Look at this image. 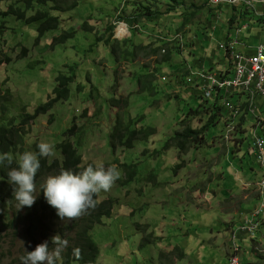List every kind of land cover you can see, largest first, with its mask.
Here are the masks:
<instances>
[{
    "label": "rangeland",
    "instance_id": "obj_1",
    "mask_svg": "<svg viewBox=\"0 0 264 264\" xmlns=\"http://www.w3.org/2000/svg\"><path fill=\"white\" fill-rule=\"evenodd\" d=\"M177 1L183 5L176 6ZM73 2L75 0L48 2L47 9L56 5L66 10L61 13L54 10V14H61V26L49 31L38 44L34 42L38 22L27 25L9 17L4 37L12 61L0 65V88L7 89L11 94V115L18 117L23 113H32L34 107L51 94L58 72L69 73L68 67L78 64L75 82L80 83V89L75 82L72 84V99L60 101L50 111L53 112L51 121L50 113H47L25 125V148L36 153L34 145L48 142L54 145V155L47 159L61 160L55 143L62 139L61 132L71 125L75 116V123L82 132L79 129L80 133L71 139L80 138L78 151L82 164L92 162L94 167L103 164L105 168L115 165L121 172V177L111 190L97 195L99 201L113 199L114 207L111 216L103 217V224L95 225L90 232L99 252L95 264H225L226 254L233 246V232H227L225 223L231 220L229 211L236 206L238 208L242 200L240 195L232 196L233 199L229 196L239 193L248 180L245 172L247 165L239 162L236 152L225 149L229 141L225 140L227 127L231 128L226 125L233 123V117L222 111L216 113V107L212 105L216 102L219 108L223 107L222 104L227 101L223 92L216 101L217 94L209 98L202 94L194 95L182 81L187 72L185 69H189L194 57H207L204 60L207 66L210 60L216 62V70L222 67L218 60L227 63L224 53L218 50L217 39L221 38L217 35L207 36L212 38L207 39L208 46L202 42L197 45L196 51V44H200L196 38L200 35L199 40L203 41L202 28L209 15L215 14L214 18L217 19L219 13L209 7L207 0H78L77 5L71 7ZM141 4L150 5L154 7L153 10L157 8L161 12H166L167 4H170L175 5L176 10L170 16H160L156 21L140 19L138 30L131 35L129 25L119 18L133 17L137 13L135 8ZM7 5L4 3L2 7L6 9ZM187 8L199 12L189 24L184 25L189 16V11L185 12ZM241 9L246 10L227 7L225 12L232 10L233 15L237 16ZM218 11L219 23H230V19L226 20L220 9ZM232 11L227 13L228 17H232ZM87 19L94 26L93 32L80 27ZM109 24H114L113 39L122 41L130 38L132 43L145 48L137 50L134 58L121 59L118 63L114 62L109 45L100 44L87 52L97 32H104ZM63 29H76L77 32L65 44L50 48L52 37ZM125 30L124 35L116 34ZM24 46L27 47L26 56L20 57V50ZM201 46L207 47V51L202 53ZM152 47H160L161 50L153 55ZM166 52L170 55L168 60ZM85 72L90 77L89 82L101 88L103 108L98 109L101 99H96L95 105L90 94V83L80 77ZM149 73L154 75V78L147 79L151 81L152 90L142 88L138 82L141 74ZM112 90L117 97L128 98V105L122 107H126L124 109L135 119L139 118L137 128L155 129L154 135L147 141H136L131 150H112L109 144V133L118 110L108 109L105 101L112 96ZM254 104L250 103V116L255 113ZM84 108L88 110L81 116ZM214 114L219 117L217 122L198 142L189 146L186 154H179L174 147L164 149L165 143L176 133H181L185 128L199 130ZM236 128L237 125L232 128L230 137ZM253 133L249 135V145L255 135ZM121 164L134 165L137 171L136 178L128 184H121L125 178ZM47 176H42L41 183ZM40 185L36 187L38 191ZM248 192L242 191L241 194ZM262 200L256 201L251 196V201L242 206V213L253 210ZM12 206L17 209V205ZM23 208L17 211L24 214ZM236 216L237 221L240 216ZM49 218L51 221L47 224V231L43 232L54 237L52 230L61 228L67 220H56L53 216ZM27 225L28 219L21 217L16 237L2 239L4 264H22L17 258L29 251L32 236L36 241H42L40 232L27 231Z\"/></svg>",
    "mask_w": 264,
    "mask_h": 264
},
{
    "label": "trees",
    "instance_id": "obj_2",
    "mask_svg": "<svg viewBox=\"0 0 264 264\" xmlns=\"http://www.w3.org/2000/svg\"><path fill=\"white\" fill-rule=\"evenodd\" d=\"M50 0H0V65L7 64L12 61L11 55L8 54L7 40L4 37V34L8 28L9 17H14L17 20L23 21L27 25H31L32 23L38 22V26L36 28V38L35 43L38 44L42 39L47 35V33L51 30H57L61 26V11L66 10V8L59 7L53 5L48 9L46 6ZM53 1V0H51ZM8 4L6 9L2 7V4ZM78 0L73 2L71 7L76 6ZM177 5H183L180 1L175 2ZM167 11L161 12L157 8L155 10L154 7L146 4L138 5L135 8V12H137L133 17L130 16H120L119 19L125 21L130 27V33L133 35L134 31H137L139 28L140 19H145L147 21H156L160 16H170L175 13L176 7L175 5L167 4ZM135 7V6H134ZM216 12L219 10V6L211 7ZM54 10L59 11L60 13L54 14ZM189 11V12H188ZM191 11V14H190ZM32 12V13H30ZM189 13L188 20L183 24H189L191 20L194 18L196 13L199 11L197 9L187 8ZM245 14H249L247 10L242 11ZM167 14V15H165ZM215 15V14H214ZM214 15H209L207 22L205 23V27L208 24H213L212 19ZM219 16V15H218ZM176 17V15H174ZM220 17V16H219ZM176 19V18H173ZM262 19H257L255 22H259ZM84 31L93 32L94 26L88 22V19L85 20L81 26ZM184 27V26H182ZM205 27L202 30H205ZM113 30L114 24H109L104 32H97L95 41L92 42L87 52H91L94 50V47H98V45H106L110 47V52L114 57V62L118 63L119 60H129L136 56L137 50L143 49L145 47L140 44L132 43L130 38L123 39L122 41H117L113 39ZM76 29H63L62 32L55 34L50 40V48H53L57 45H63L65 42L72 38L75 35ZM126 31L122 34L124 35ZM121 36V35H120ZM161 42V40H158ZM150 45H152L150 43ZM165 44L164 46H167ZM149 47V46H148ZM151 47V46H150ZM161 50L160 47H152L151 53L156 55ZM164 51V50H163ZM27 53V47L24 46L20 50V57H25ZM166 60H168L169 52L165 54ZM131 57V58H130ZM229 57V55H227ZM77 67L78 64L70 65L69 73L58 72L55 78V86L52 89L48 98L37 104L34 107L32 113H23L18 117L11 115L10 106H11V94L7 89L1 90L0 88V153H8L14 157V163L11 167H16L15 157L18 155L27 152V149L24 146L25 135L27 134V130L25 125L28 122L35 120L40 115H45L50 113L49 121L52 120L53 112H50L55 106L62 100L72 99L73 96L71 92V86L75 82L77 76ZM189 72V70L187 71ZM148 73V71L146 72ZM84 78L86 81H90L89 75L85 72L84 75L80 76ZM149 78H154L152 73L149 74H141L139 79V85L145 87V89L152 90L153 86ZM144 80V81H143ZM89 89L91 97L94 99V103L96 104V99H101L98 102V109L100 107H104L103 97L101 98V88H99L98 84H93L89 82ZM192 83L190 85H196ZM75 86L80 89V83L75 82ZM112 96L105 99L108 105V109H116L117 112L114 115V123L112 129L109 133V144L112 150L125 149L131 150L134 147V143L136 141H147L150 136L155 134V129L153 127H144L137 128V124L139 123V118L132 117L128 111H126L122 106L128 105V98L125 97H117L115 91L112 90ZM2 92V93H1ZM222 96L218 94L215 98ZM215 108L216 113L221 112L222 108H219L215 103L212 104ZM248 106V104H247ZM23 105L21 109L23 110ZM87 108H84L81 112L82 114L87 112ZM225 111V110H224ZM22 112V111H21ZM247 110L245 111V113ZM192 113V112H190ZM87 115V114H86ZM85 115V116H86ZM130 115V117H129ZM219 117L216 114L211 116L204 125L199 130H193L189 128H185L181 133H176L174 137L169 139L165 145L164 149L167 150L171 147H174L178 150L179 154H186L190 145L194 142H198L204 135V133L210 128V126L214 125ZM227 126V125H226ZM82 129L80 126L78 127L75 123V116L72 117L71 125L61 132L62 139L55 143V148L59 150L62 159L59 160L54 158L52 160H48L47 157H41L38 155L37 145H34V149L38 155V158L41 162V167L36 175L35 182L36 187L41 184V178L44 175H56L59 174L61 169H70L74 172H79L83 169V167L88 164H94L92 162H87L86 164H82L81 154L78 151V147L80 146L78 139L73 140L76 135H78ZM121 167L124 171V180L121 184H128L132 182L137 175V171L135 170L134 165L128 166L127 164H121ZM9 170V166L5 162V164L0 165V264H4L3 261V247L2 243L4 241L2 239L8 238L14 239L17 234V226L21 223V217H26L28 219L27 231L40 232V239L42 241H36L34 236L31 237V243L29 244V251L35 249V247L44 242L48 241V245L50 250L54 245L52 244V237L43 231H47V224L51 221L49 217H54L56 220H61L57 215L56 209L48 204L47 200L44 197L43 190L36 189V201L31 207H24L23 213L17 211L12 205H17V201L13 196V185L8 182L7 172ZM97 204L95 208H89L87 213L82 215L78 219L67 220L63 223V226L58 229L52 230L54 235H60L61 238L66 239L68 241V247L64 250L61 257L58 260V264H95L98 258V248L97 244L93 240L91 236V230L95 225L103 224V217L109 218L111 216L112 209L114 207L113 199H105L99 201L97 199ZM11 206V207H10ZM10 207V208H6ZM62 221V220H61ZM72 234V235H71ZM37 242V243H36ZM40 242V243H39ZM34 244V246L32 245ZM79 248L81 249V259H76L73 254V249ZM232 254V250H231ZM230 254V256H231ZM258 255H263V253H257ZM24 254L22 253L21 256ZM19 256L17 259L20 263ZM229 256V258H230ZM5 258V257H4ZM228 258V260H229ZM240 259L242 261L241 255ZM228 260L225 264L228 263ZM243 263V262H242ZM244 264V263H243ZM256 264H262L261 262Z\"/></svg>",
    "mask_w": 264,
    "mask_h": 264
},
{
    "label": "crops",
    "instance_id": "obj_3",
    "mask_svg": "<svg viewBox=\"0 0 264 264\" xmlns=\"http://www.w3.org/2000/svg\"><path fill=\"white\" fill-rule=\"evenodd\" d=\"M226 6H219L220 11L223 13L224 16H226V20L228 21L224 23H219L220 21V12L217 11V19L213 18L212 22L213 24H208L205 31H202L203 36L202 40L200 39V35L198 36L197 41L200 42V44H196V51H197V45H201L202 42H206L205 45L207 44V39L209 38L210 40L212 38L207 37L210 35H213L215 37L216 35L221 38V40L217 39L218 45V50L222 51L219 49V45L228 42V41H235L236 44V51L238 53H242L245 55H251L253 53V49L256 45L263 43L264 44V19L255 22L257 19L252 18L254 17L253 15H248L243 13V9H241L240 14L233 15L234 11L228 10L225 12ZM231 8V7H228ZM238 8V7H237ZM229 11H232V17H228L227 13ZM225 12V13H224ZM251 14V13H249ZM219 15V16H218ZM255 19V21H253ZM219 24V25H218ZM208 46V44H207ZM202 53L207 51V47L205 48L204 46L202 47ZM224 53V57L227 58V63H223L221 60H218L222 64L221 69L216 70L218 67H216V62H211L210 60V65L207 66L206 62L204 61L207 59V57H194L191 64L189 65V72L185 73V76L183 77V83L185 87L189 88L190 91L194 95H199L202 94L201 86L205 84L203 80H200L197 76L192 75L190 76L191 72L195 73L197 71H204V72H209L212 71L211 73L216 74L219 78H229L233 74V67H232V61L229 57H227L228 53L222 51ZM213 55V53L211 54ZM199 64V66H195ZM188 67V66H186ZM185 67V68H186ZM195 67V68H193ZM186 79V81H184ZM197 81L196 85H190L192 83H195ZM221 91H215L214 94H221ZM232 94V93H231ZM231 94H226V95H231ZM224 95V93H223ZM233 102L239 101L240 97L238 95H233L229 96ZM243 99V104L241 106V111L237 117H233V122L231 125H228L231 128H234L235 125H237V130L235 131L232 136H229V141L226 142L225 149L227 152H236L239 158L240 163H244L247 165V169L245 170L248 180L243 184L242 189L240 190L239 193H236V195L230 194L229 198L233 199L235 197H240L242 198L241 202L238 203V208L236 206L235 209H233L230 212V221L226 222V230L230 234L232 233L235 228L240 225L245 219H247L253 210L247 211V213H242V206L244 203L251 201V196H254L257 200H262L264 197V193L260 194L258 186L259 183L263 180L264 176V166H261L258 160V153L257 151L254 152V150L250 147L249 145V135L254 132L258 137H261L264 139V99L262 98H256L254 100V105L256 106L255 113L254 115L250 116L249 115V107L250 103L252 102V98ZM248 104V106H247ZM222 108V113L226 114L228 113L224 107ZM225 110V111H224ZM247 112L245 113V111ZM256 130V131H255ZM222 146V144H221ZM231 146H233L231 148ZM241 156V158H240ZM262 157L264 158V151L262 154ZM221 174V173H220ZM222 178V177H221ZM247 188V189H246ZM253 188V189H252ZM251 189V190H250ZM249 190V192L247 191ZM248 192V193H242L241 192ZM239 215L240 218L237 219V216ZM241 239L243 241H241ZM240 244L244 246L241 254L242 262L244 264H256V263H262L264 264V253L263 255H258L257 252L252 251V246L258 245L260 249L264 251V223L260 225L259 232L256 236L255 243L250 241L248 238L245 237H240L239 239ZM244 243V244H243ZM231 254V251H229L226 254V262Z\"/></svg>",
    "mask_w": 264,
    "mask_h": 264
},
{
    "label": "clouds",
    "instance_id": "obj_4",
    "mask_svg": "<svg viewBox=\"0 0 264 264\" xmlns=\"http://www.w3.org/2000/svg\"><path fill=\"white\" fill-rule=\"evenodd\" d=\"M232 7V6H230ZM38 155L49 157L54 155V145L48 142L37 144ZM37 153L27 151L15 157L16 167H11L14 157L8 153H0V165L7 163L8 182L12 184L13 196L17 201V210L31 207L35 201L36 175L41 167ZM121 177V172L115 165L107 168L103 164H88L79 172L61 169L59 174L48 175L41 183L40 189L48 204L56 209L61 220H74L86 214L89 208H95L96 196L111 190L115 182ZM51 248L48 241L38 244L34 250H26L20 257L22 264H58L68 241L60 235L52 237ZM76 259H81V249L74 248Z\"/></svg>",
    "mask_w": 264,
    "mask_h": 264
},
{
    "label": "built area",
    "instance_id": "obj_5",
    "mask_svg": "<svg viewBox=\"0 0 264 264\" xmlns=\"http://www.w3.org/2000/svg\"><path fill=\"white\" fill-rule=\"evenodd\" d=\"M209 7L217 6H232L241 7L246 10H257L263 8L264 0H207ZM219 49L225 50L229 53L230 59L233 65V74L229 78H218L217 75L207 73L204 71H198L192 73L200 80L205 82L202 90L205 97L209 98L214 91H221L224 93L227 101L223 105L224 109L230 113L232 117L239 115L243 99L252 98L255 94L264 96V51L261 46H258L253 55H244L238 53L235 49L234 43H223L219 45ZM239 95L240 99L237 102L230 100L229 95ZM230 128L228 132H232ZM229 138H227L228 140ZM252 146L257 151L261 152L264 146L263 140L254 137ZM259 192L264 193V179L259 183ZM264 199V197H263ZM264 223V200L252 211L251 215L245 219L240 225H238L232 233V254L227 264H243L240 255L244 246L240 244V237L248 238L255 243L256 236L259 232L260 225ZM241 241H243L241 239ZM244 244V243H243ZM252 251L257 253H264L258 245L252 246Z\"/></svg>",
    "mask_w": 264,
    "mask_h": 264
},
{
    "label": "bare ground",
    "instance_id": "obj_6",
    "mask_svg": "<svg viewBox=\"0 0 264 264\" xmlns=\"http://www.w3.org/2000/svg\"><path fill=\"white\" fill-rule=\"evenodd\" d=\"M263 4V8H259V9H257V10H253V9H251V10H248V13H251V14H253V16H254V18L255 19H264V2L262 3ZM226 7H229V6H226ZM121 25H124V24H121ZM126 31V30H125ZM125 31H123L122 33H117L116 32V34L118 35V36H120V35H122ZM225 44H227V43H234L235 44V46H236V42L235 41H228V42H224ZM223 44V43H222ZM258 46H261V48H262V50L264 51V44L263 43H260V44H258V45H256L255 47H254V49H253V53H254V51H255V49L258 47ZM236 48V47H235ZM221 50V49H220ZM222 51H224V52H226L225 50H222ZM226 53H228V52H226ZM253 53L251 54V55H253ZM228 55H229V53H228ZM251 55H249V56H251ZM230 57V56H229ZM213 74V73H212ZM216 75V74H215ZM218 77V76H217ZM219 78V77H218ZM220 79H222V78H220ZM204 86H206L205 84L203 85V86H201V90H202V87H204ZM215 92V91H214ZM214 92H212V95L214 94ZM202 96H204L205 97V94H204V91L202 90ZM262 98V99H264V96H262V95H259V94H255L253 97H252V104H253V102H254V100H256V98ZM206 98V97H205ZM228 126V125H227ZM230 128H228L227 127V132H228V130H229ZM231 132H228L227 133V136H226V141H227V138H229V134H230ZM254 137H257V138H260L261 140H263V142H264V139L263 138H261V137H258V136H256V135H254L253 136V138L251 139V141H250V147L253 149V150H256V149H254L253 148V146H252V142H253V139H254ZM229 140V139H228ZM257 151V150H256ZM263 151H264V146H263V149H262V151L261 152H259V151H257V153H258V160H259V163H260V165L261 166H264V158L262 157V154H263ZM36 235V234H35ZM40 243V242H39Z\"/></svg>",
    "mask_w": 264,
    "mask_h": 264
}]
</instances>
